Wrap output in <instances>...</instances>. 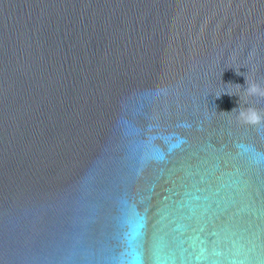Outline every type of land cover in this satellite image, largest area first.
<instances>
[{
	"label": "water",
	"instance_id": "obj_1",
	"mask_svg": "<svg viewBox=\"0 0 264 264\" xmlns=\"http://www.w3.org/2000/svg\"><path fill=\"white\" fill-rule=\"evenodd\" d=\"M246 78L264 0H0V264H264Z\"/></svg>",
	"mask_w": 264,
	"mask_h": 264
},
{
	"label": "clouds",
	"instance_id": "obj_2",
	"mask_svg": "<svg viewBox=\"0 0 264 264\" xmlns=\"http://www.w3.org/2000/svg\"><path fill=\"white\" fill-rule=\"evenodd\" d=\"M246 84H247V87L244 88V90L247 92L248 95L264 96V89H261L259 85L255 83L249 84L247 81V78H246ZM236 85L240 86L239 84H236ZM224 93L229 94V95H237V94L228 93V92H224ZM240 100H239L238 108H233L230 112H221V113H229V114L235 113L236 120L241 124H246V125H251V126H258L260 124H264V113L250 106L245 107L244 105H246V103L242 106L240 103ZM256 162L259 163L260 161H256Z\"/></svg>",
	"mask_w": 264,
	"mask_h": 264
}]
</instances>
